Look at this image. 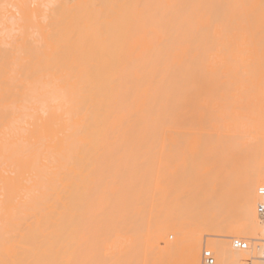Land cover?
<instances>
[{"label": "bare ground", "instance_id": "6f19581e", "mask_svg": "<svg viewBox=\"0 0 264 264\" xmlns=\"http://www.w3.org/2000/svg\"><path fill=\"white\" fill-rule=\"evenodd\" d=\"M263 92L264 0H0V264H264Z\"/></svg>", "mask_w": 264, "mask_h": 264}, {"label": "built area", "instance_id": "2783aa9c", "mask_svg": "<svg viewBox=\"0 0 264 264\" xmlns=\"http://www.w3.org/2000/svg\"><path fill=\"white\" fill-rule=\"evenodd\" d=\"M257 193L259 195V201L256 205L257 213L264 223V185L258 187ZM263 243V250L261 253L260 258L264 260V240H262ZM231 245L236 250H246L248 248V241L243 238H233L231 240ZM252 258L246 257L240 261H238L236 264H251ZM216 258L211 250L204 248L201 253V261L200 264H215Z\"/></svg>", "mask_w": 264, "mask_h": 264}, {"label": "rangeland", "instance_id": "374dc122", "mask_svg": "<svg viewBox=\"0 0 264 264\" xmlns=\"http://www.w3.org/2000/svg\"><path fill=\"white\" fill-rule=\"evenodd\" d=\"M158 38L159 39H161V36L160 35H158ZM263 95H264V92L262 93V96L260 97V99L263 97ZM253 99L254 98H251V100H252V102L254 103L255 101H253ZM264 98H262L261 99V101H260V103L259 104H257V107H256V104H254L255 106H251V111H252V114H249V115H245L244 116V121H247L250 125H251V127H252V130H253V132L251 133V134H254L255 132H257V133H255L254 135L256 136V135H258L259 134V131H260V136H262V138L264 137L263 135V133H264V123H261L260 121H261V118H262V120L264 121V115H262V117H261V115H258L259 114V112L261 111L260 109L261 108H263V106H264V100H263ZM258 100H259V98H258ZM258 101H256V103H257ZM263 104V105H262ZM260 106H262V107H260ZM253 107V108H252ZM260 107V109H258ZM257 109V110H256ZM253 111H255V113L257 112V111H259V112H257L256 114H254V112ZM263 112H264V110H262ZM261 111V112H262ZM254 115V116H253ZM255 115H256V117H258V118H256L255 117ZM258 115V116H257ZM254 117V118H253ZM251 118H253V119H251ZM255 119H257V120H255ZM260 119V120H259ZM255 122V123H254ZM258 122V123H257ZM252 123H254V124H252ZM257 123V125H255ZM260 123V124H259ZM254 125V126H253ZM260 125H262V126H260ZM259 126L261 127V128H263L262 130L261 129H259ZM255 127V128H254ZM256 129V131L254 130V129ZM259 129V130H258ZM262 131V132H261ZM262 134V135H261ZM257 138H260L259 136L257 137ZM261 138V139H262ZM205 248V247H204ZM203 248V249H204Z\"/></svg>", "mask_w": 264, "mask_h": 264}]
</instances>
